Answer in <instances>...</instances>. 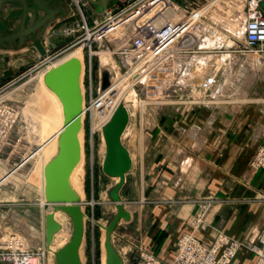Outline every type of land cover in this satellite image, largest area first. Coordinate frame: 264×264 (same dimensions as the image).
Instances as JSON below:
<instances>
[{"label":"rangeland","instance_id":"rangeland-1","mask_svg":"<svg viewBox=\"0 0 264 264\" xmlns=\"http://www.w3.org/2000/svg\"><path fill=\"white\" fill-rule=\"evenodd\" d=\"M246 1L172 0L175 9L165 11L162 10L163 7L156 9L150 23L162 25L167 22L169 31L162 36L166 43L172 41L170 44L174 50L193 49L192 47L195 48L197 45V49L200 48L197 52L195 50L191 51L192 53L188 52L189 56L185 54L186 61H190L195 55H206L212 59L201 79L193 78L187 83L182 80L181 74L176 73L179 79L175 73L171 75L158 94L155 93L156 98L154 95L153 100H148L147 92L136 86L128 71L126 73L122 70L118 71V60L111 57L109 52L101 53L102 48L96 43L91 45V51H89L88 42L83 40V31L76 26L82 24V17H84L86 25L93 29V23L103 20L104 15H100V8H97L94 14L90 13L88 6H83L82 2L75 4L73 0H62L70 7V14L67 19L52 24L44 34L45 43L56 47L53 53L57 48L60 51L57 54L52 53L51 60H46L44 65L35 67V58L27 56V53L0 51V103L15 112L11 129L0 149V208L7 212L10 229L21 230L30 226L31 236L38 241H44L41 223L45 214L52 211V207L40 206L43 198V178L40 169L55 154L56 138L64 123V116L59 98L45 85L43 79L50 63L59 66L70 58H75L80 63L79 86L83 102L80 116L82 119L81 160L73 171L74 180L72 178L70 180L80 197V205L86 216L85 234L81 246L83 264H104L102 245L104 229L102 227L107 226L112 219L115 206L110 203L108 196L103 198V195L108 189L114 187L116 181L105 177L101 170V157L104 150H102L100 126L110 117L114 111L113 107L118 104L127 105L130 112L128 128L122 143L134 157V168L140 171L142 161L146 160L150 153L156 155V161L163 158L162 171L170 172L168 168L171 166L175 168V178L171 184L164 181V183L155 182L147 186L143 185L142 180L139 179L140 181L131 185V188L124 189L121 201L127 210L133 212V220L130 223L122 221L112 239L122 264H137L140 260V249L152 253L160 261L156 253L158 246L165 238L164 234L157 235V246L152 248L146 246L144 236L150 229L168 226L170 223L167 222L165 225L160 220L167 216L170 220L176 217L181 207L184 216L188 215L184 225L193 230L183 234L192 233L204 243L214 240L218 232L226 235L222 232L223 228L218 226L220 215L229 216V214L237 213L242 217L253 205L264 209V190H256L252 185L246 184L260 172L250 168L256 150L248 160L242 180L240 177L237 181L231 182L230 186L216 185L212 183V177H210L213 170L209 163L218 164L221 158L213 150L216 139L205 131L210 120H216L214 127L221 126L226 122L227 115H237L245 105L262 106L264 109V53H260L258 57L241 56L239 53L241 38H235L239 37L241 32L239 21L244 16ZM141 7L146 8L147 5ZM90 9L93 11L92 8ZM192 12L197 13L185 17V13ZM134 19L137 18L134 17ZM181 19L187 20L182 26L178 24ZM197 19L199 20L193 29L191 25ZM119 22L124 23L125 17ZM115 25L116 23L110 25L106 32L109 34L107 38L110 41L114 39L116 41L119 35V31L112 32ZM66 29L74 32L66 35ZM202 49L213 51L212 54L199 52ZM125 55L133 54L125 52ZM142 55L140 50L134 58ZM177 55L182 56V54ZM161 57L166 63L173 58V55H161ZM104 58H109L114 64L113 70L111 69L109 89L121 96L117 104L115 103L116 106H113L114 98L113 101L108 100L105 104L108 105L107 107L100 104L103 103L109 89L100 96L97 93ZM188 61L186 64L189 63ZM157 63H153L149 69H152L154 64L157 66ZM147 64L144 62V65ZM212 69L216 85L221 87L223 84L225 86L229 84V91L241 85L247 80L245 79L247 76H253L254 82L250 83L245 99H238L236 95L225 107L221 106L219 109L206 107L207 101H215L210 99V95L204 94L203 90L206 86L202 87L201 82L206 79L205 77L211 73ZM165 73L162 70H153L147 83L159 85ZM178 82L184 86H179ZM199 85L203 92L199 90ZM111 91L108 93H112ZM220 99L217 100L219 103ZM239 100L243 102H237ZM238 104L240 106H237ZM193 129L201 131L200 136L203 137L202 139L197 135V138L201 140V146L196 149L193 148L196 142L188 139ZM177 151L181 153V156L176 154ZM186 158H190L197 165L195 169L188 168L183 174L182 164ZM173 186L175 190L172 191ZM238 187H245L250 195L235 196L233 193L238 194L236 191ZM54 218L61 225L50 246L53 251H56L69 240L72 224L70 219L62 213H54ZM193 220H199L205 226L204 231H208V240H203L196 234L200 226L193 228ZM173 223L171 226L176 227L177 224ZM225 225L227 222L222 227ZM233 240L243 245L233 264H245L241 262V253L244 250L249 251L250 237ZM36 241L32 240V243H29L26 240V245L32 246ZM52 263L54 264L53 259Z\"/></svg>","mask_w":264,"mask_h":264},{"label":"water","instance_id":"water-1","mask_svg":"<svg viewBox=\"0 0 264 264\" xmlns=\"http://www.w3.org/2000/svg\"><path fill=\"white\" fill-rule=\"evenodd\" d=\"M85 2L93 11L100 8L102 14L115 7L120 0H85ZM12 7H15L18 14L6 21V16L9 15ZM39 13L42 15L39 16ZM67 15L68 7L62 0H0V50H19L28 47L33 49L39 58L46 60V50L42 44L45 29L56 18ZM79 73L77 61L69 60L49 70L43 79L45 85L54 88L53 91L60 99L66 120L57 134L55 154L42 167L43 200L45 204L52 206V211L43 217L45 249H48L54 235L60 230L53 213L60 212L66 215L72 224V234L68 242L52 253L54 264H82L80 248L84 240L86 216L80 206L79 196L70 184L71 174L81 159ZM108 86V74L102 72L101 89H106ZM128 122V111L123 104H118L101 129L105 144L102 173L108 178L118 179L108 192L110 203L115 205L116 211L108 225L104 227V264H122L112 239L121 221L130 223L133 220L119 195L126 182V175L132 168L129 152L122 143Z\"/></svg>","mask_w":264,"mask_h":264},{"label":"built area","instance_id":"built-area-1","mask_svg":"<svg viewBox=\"0 0 264 264\" xmlns=\"http://www.w3.org/2000/svg\"><path fill=\"white\" fill-rule=\"evenodd\" d=\"M78 2H82L83 6H87L85 0H73V3L75 4ZM145 4L151 5L152 7L151 11L148 12L151 17L146 18V24H143L144 17L140 20L129 21V25L125 29V33L123 32V36L120 39H116L117 41L114 42V40L110 41L107 38L106 32L110 25L118 23L120 19L131 15L134 11ZM120 5L122 6L119 7ZM161 7H163L162 10L164 11L166 9H175L172 5V0H120L115 7L103 14V20L100 22L95 21L93 23V29H90L86 25L84 17H82V24L77 25L76 27L83 31V40L88 42L89 51H91V45L93 43L98 44L102 48L101 53L109 52L111 57H115L118 60V71L122 70L125 73L127 72L126 63L130 60V58L133 60L135 57L134 55L147 43L149 44V51L157 50V53L160 52L165 56L173 55L176 52L178 54H187V56H189V53L194 51L193 49L180 48L174 50L172 44H170L172 41L166 43L162 39L164 33L169 31L167 22L162 25H151L150 21L152 16H154V12L156 9ZM263 7L264 0H247L245 3V13L241 21H239L241 24V32L239 37H235L241 38L239 48L241 56L246 57L248 55H253L258 57L260 56V53H264ZM193 13L197 12L189 14L185 13V17L190 16ZM81 16H83L82 13ZM199 19L191 25L193 29ZM185 21L187 20L181 19L178 24H181L180 26H182ZM100 31L101 33H99ZM133 31L144 33L146 40L137 38L136 33ZM65 32L66 35H71L74 31L66 29ZM128 44L130 47H127ZM197 47L198 45L196 48ZM212 51L213 50L202 49L199 52H210V54H212ZM125 52L132 53L133 55L127 56L125 55ZM90 54L93 55L92 52H90ZM128 57L130 58L128 59ZM46 60L50 61L51 58H47ZM213 71L214 70L212 69L211 73L205 77L206 79L201 83L204 84H202V87L205 88L206 86V89L203 90L204 94L210 95V99L215 101H207L206 107L219 109L221 106L225 107L233 98L230 95L226 97V93H229V84L227 86L223 84L221 87L216 85V79ZM175 76L177 77L176 73ZM100 81L101 79H99V82ZM177 84L179 86H184L183 84H180V82ZM98 85L97 93L100 96L107 88L101 89V84L98 83ZM199 90L202 91L200 85ZM219 99L220 103L218 102ZM261 111L264 116V109H261ZM14 117L15 112L8 108L5 104L0 103V149L4 145L8 132L13 124ZM110 117L100 126L101 129L108 122ZM250 168L256 171H264V145L259 146L256 149V153L251 160ZM7 219V212L0 208V264H53V255L49 254L47 249H45L43 240L38 241L37 238L31 236L30 226L25 227V229L22 228L21 230H11ZM192 223L194 225L193 228H198L200 226L201 231L205 230V226L199 220H193ZM41 226L43 229V221ZM250 235L248 249L254 254V264H264V213L262 214L261 224L253 227ZM26 240L29 243H32V240L37 241L32 244V246H27ZM241 246L243 245L239 242L219 232L216 233L215 239L210 243L202 242L192 233L183 234L176 242L175 254L171 264H233ZM140 251V260L137 264H162L161 261H159L152 253L142 249H140Z\"/></svg>","mask_w":264,"mask_h":264},{"label":"crops","instance_id":"crops-1","mask_svg":"<svg viewBox=\"0 0 264 264\" xmlns=\"http://www.w3.org/2000/svg\"><path fill=\"white\" fill-rule=\"evenodd\" d=\"M67 7H68V15H69L70 7L68 5ZM89 10L90 13L94 14V11H92L90 8ZM15 13L17 14V12ZM103 14L104 13L100 15ZM68 15L63 18H56L53 22L49 23L45 29L44 34L47 32V30H49V27L52 24L67 19ZM10 17L11 14L7 15L6 21ZM44 40L45 37L43 35L42 44L44 49L46 50L48 58H51L53 54L55 53L57 54V52L60 51L59 48H57L55 53H53V49L55 50L56 47H54L51 44L45 43ZM0 51H2L3 53H7L10 51L27 53V56H33L35 58L37 64V65L35 64V67H38L40 64L45 62V60L38 57V55L33 49L28 47H25L21 50L19 49V50H8V51L0 50ZM162 78L160 79V81H163L165 79V77L164 79ZM248 105H252V104H248ZM248 105L243 106L242 110L238 111L237 115L235 116L227 115L226 122H224V124L222 123L221 126L214 127L216 120L215 119L210 120L208 123L207 130H205L208 131L207 133L212 135L213 139L214 138L216 139V146L215 149L213 150L216 153V155H218L221 158L218 164H215V162L209 163L210 168L213 170L210 177H212V181H213L212 183H216V185L222 184L223 186L225 185L230 186L231 182L235 180L237 181L238 178L241 177L240 179L242 180L243 178L242 175L247 167L250 156L257 149V147L264 145V116L261 111L262 106L249 107ZM212 127L214 129H212ZM195 128L199 129V127H195ZM200 132L201 131H198L197 135L203 139V137L200 136ZM194 135L195 134L193 133L189 135V138L188 137L187 138L189 140H194L195 138ZM200 144H201V140H197L193 148L195 149L199 148V146H201ZM176 154L181 156V153L179 151H177ZM155 158L156 155L150 153L147 156V159L142 161L140 171L134 168V162L132 163V168L130 172L126 175V182L119 192L120 199H122V193L124 189L126 187L129 188L133 184H136L139 179L142 180L143 185L146 184L147 186L153 185L155 182L164 183V181L165 182L167 181L169 182L167 184H171L173 182L175 178L174 166L168 168L170 172L162 171L161 168L163 165L162 164L163 158L160 159L159 161H156ZM190 161H191L190 158H186L184 163L182 164L183 174L187 172L188 168L191 167H193V169L196 168L197 164H194L192 161L191 162ZM186 165L189 167H187ZM246 184L252 185V187L256 190H261V191L264 190V172L262 171L258 172L252 179L246 182ZM171 188L172 191L175 190L174 186ZM110 190L111 188L107 190V192H109ZM236 191L238 192V194L233 193L235 194V196L250 195V192L245 187L244 188L238 187ZM190 197H191L190 200L192 201V195ZM190 210L192 212V208ZM263 213H264L263 208H260V206L258 205H253L247 209V211L245 212V214H243L242 217L237 215V213L229 214V216L220 215L219 216L220 223L218 224V226L220 228H223V230L221 229L222 232H224L228 236H230L229 233H233V235L230 236L233 239H244L245 237L249 238L251 236L250 234L252 227H256L261 224ZM186 218H188V215L184 216L183 208L181 207L180 212L179 214H177L176 217H173L170 220V218L167 216L164 217L163 220H160V222H163L165 225L167 224V222L170 223L168 226H165L164 228L161 227V228L150 229L149 231L146 232L144 236V241L146 242V246L151 248L157 246L156 244L157 235L161 233L164 234L165 238L163 239V242L160 243V246H158V252L156 253V256L160 259V261L163 264L172 263L175 254V242H177L179 237L185 232L193 231L191 227L187 226L186 224L184 225V220H186ZM173 221L175 223H173ZM225 222H227V225H225V227H222ZM172 223L177 224V226L176 227L171 226ZM231 228L232 230H229ZM196 234L199 237H201L203 240L204 239L208 240V231L197 230ZM254 261H255L254 254L251 253L250 251L244 250L241 253V262L245 264H254Z\"/></svg>","mask_w":264,"mask_h":264},{"label":"bare ground","instance_id":"bare-ground-1","mask_svg":"<svg viewBox=\"0 0 264 264\" xmlns=\"http://www.w3.org/2000/svg\"><path fill=\"white\" fill-rule=\"evenodd\" d=\"M144 6H146V4L144 5ZM151 9H152V7H151V5L149 6V5H147V7L145 8V7H141V8H139L138 10H136V11H134L131 15H129V16H126L125 17V22L124 23H120V22H118V23H116V25H115V27H113V29H112V32H118L119 33V35L117 36V38L116 39H120L122 36H123V32L125 33V29L127 28V26L129 25V21H136V20H140V19H142L143 17H144V20H143V24H146V22H147V19L146 18H149L150 17V15L148 14V12H150L151 11ZM193 14H195V13H193ZM39 16H40V13L38 14ZM137 15V16H136ZM133 16V17H132ZM134 17H136L137 19L135 20L134 19ZM133 18V19H132ZM160 25V24H159ZM143 29V28H142ZM135 33H136V37L137 38H141V39H144V40H146L145 39V35H144V33H142V32H140V33H138V31H134ZM107 34V33H106ZM165 34V33H164ZM109 34H107V36H108ZM166 35V34H165ZM113 36V35H112ZM116 36V35H115ZM174 40H175V38H173ZM117 41V40H116ZM114 42H115V39H114ZM148 43L141 49V54H143L142 56H139V57H136V58H133V60H132V58H130V60L126 63V65H127V71H128V73H129V75L132 77V79H133V81H134V83L136 84V86H138V88H140L142 91H146L147 92V95H148V97L147 98H149L148 100H153V97H154V95H155V93H156V95L158 94V92L162 89V87H163V85H164V83H166V81L170 78V76L171 75H173L174 73H179V74H181V78H182V80H184V81H187V83L188 82H190L191 81V79H193V78H200L201 76H203V75H205V73H206V71H207V69H208V67H209V64H210V62H211V59L212 58H208V56H200V55H195V56H193L192 58H191V60L190 61H188L189 63L188 64H186V60L184 59V58H186V56L185 55H177L176 56V54H178L177 52L175 53V54H173V58H171V59H169V60H167L166 61V63L165 62H163L162 60V57H161V53L159 52V53H157V50H154V51H149L148 50ZM127 47H130V45L128 44V46ZM193 48V50H195V52H197L199 49H197L196 47L194 48V47H192ZM120 50H122V49H120ZM122 52H124V51H122ZM46 55H47V53H46ZM163 56H165V55H163ZM251 56H253V55H251ZM212 57V56H211ZM48 58V57H47ZM46 58V59H47ZM154 58H157V59H154ZM129 59V58H128ZM69 60H76L75 58H70V59H67L65 62H63V63H66L67 61H69ZM186 62H185V61ZM46 61V60H45ZM77 61V63H78V65H79V69H80V63H79V61L78 60H76ZM144 62L147 64V65H144ZM158 62V63H157ZM161 62V63H160ZM185 62V63H184ZM62 63V64H63ZM153 63H157L156 65L157 66H155V64H154V69L152 68V69H149V68H151L150 66H153L152 64ZM61 64V65H62ZM61 65H59V66H61ZM113 63L110 61V59L109 58H104L103 60H102V68L100 69V79H101V74H102V72H106L108 75H109V79H110V86L109 87H107V89H109L110 87H111V69L113 68ZM59 66H55V65H53V64H51L50 63V66L48 67V72H49V70H51V69H53V68H57V67H59ZM113 70V69H112ZM153 70H162V71H164V72H166L165 73V79H164V77L162 78V79H164L163 81H159V85H153V84H148L147 83V81H148V79L151 77V75L153 74ZM47 72V73H48ZM79 75H80V73H79ZM120 79H121V77H120ZM201 79V78H200ZM245 79H247V80H245L243 83H241V85H239V86H235V87H233V90L232 91H229V93H226V97H228V95H230V96H236V97H238V99H240V98H243V99H245V94L247 93V90H248V88H249V85H250V83H253L254 82V77L252 76H247ZM122 82V81H121ZM161 82V83H160ZM163 82V83H162ZM100 84H101V81L99 82ZM78 84H79V79H78ZM245 85V86H244ZM47 86V85H46ZM244 86V87H243ZM50 89H51V87H49ZM115 88V87H114ZM119 88V87H118ZM106 89V90H107ZM52 91L54 90V88L53 89H51ZM111 91V89H109V91H107V95L104 97V99H103V103H100V104H102V105H105V104H107V102H108V100H112L113 101V98L115 99V101H114V104H113V106H116V102H118V98L119 97H121L119 94H117V93H115V92H112V93H108V92H110ZM121 91V90H120ZM157 91V92H156ZM54 92V91H53ZM105 92V91H104ZM103 92V93H104ZM55 93V92H54ZM56 94V93H55ZM79 95H80V104H81V112H80V116L82 115V110H83V107H82V95H81V91H80V86H79ZM156 95H155V98H156ZM56 96H57V94H56ZM58 97V96H57ZM59 98V97H58ZM60 100V99H59ZM243 102L242 100H239V101H237V102ZM116 103V104H115ZM112 105V104H111ZM241 105H242V103H241ZM106 106V105H105ZM104 106V107H105ZM108 106V105H107ZM106 106V107H107ZM118 106V105H117ZM116 106V107H117ZM127 106V105H126ZM125 105H124V107L126 108V110L128 111V109H127V107H126ZM237 106H240V104H238ZM110 108H111V106H109ZM116 107H113L114 109L116 108ZM109 108V109H110ZM109 111V110H108ZM129 113L130 112H128V115H129ZM111 114V113H110ZM103 117V116H102ZM81 118V117H80ZM129 118H130V116H129ZM63 120H64V123L63 124H65L66 123V120H65V116L63 117ZM82 120V119H81ZM129 123V122H128ZM63 126V125H62ZM127 128H128V125H127ZM126 128V129H127ZM126 131V130H125ZM199 130L197 129V130H194L191 134H195L194 136H195V138H194V140H195V142L197 141V140H200V139H198L197 138V132H198ZM124 135H125V132H124V134H123V136H122V139L124 138ZM79 140H80V135H79ZM81 146V145H80ZM102 150H104V153H102L103 154V157H101V166H102V162H103V159H104V155H105V144H104V140H103V138H102ZM144 151V148L142 149V152ZM197 151V150H196ZM129 152V151H128ZM129 155H130V158H131V161H132V163L134 162V157H133V155L132 154H130V152H129ZM81 160V159H80ZM191 162V161H190ZM80 163V162H79ZM37 166H38V164H37ZM78 166V165H77ZM76 166V167H77ZM187 166V165H186ZM43 167V166H42ZM187 167H189V166H187ZM36 168H38V167H36ZM185 168V167H184ZM41 171H42V168L40 169ZM39 170V171H40ZM35 171H36V173H37V169H35ZM74 171V170H73ZM73 173V172H72ZM34 176H36V175H34ZM74 178V173L73 174H71V177H70V180H72V179ZM113 179V178H112ZM74 180V179H73ZM115 181H116V183L118 182V179H114ZM42 184H43V181H42ZM70 184H71V181H70ZM72 186V185H71ZM43 188V187H42ZM73 188V187H72ZM74 189V188H73ZM43 190V189H42ZM109 190V189H108ZM76 192V191H75ZM42 193H43V191H42ZM77 193V192H76ZM78 194V193H77ZM79 196V195H78ZM108 196V192L106 191L105 193H104V195H103V198H105V197H107ZM79 199H80V197H79ZM108 199H109V197H108ZM110 201V200H109ZM45 205H47V204H45V202H44V200H43V198H42V200L40 201V206L41 207H44ZM114 205V204H113ZM50 206V205H49ZM81 206V205H80ZM115 206V205H114ZM52 207V206H51ZM126 209V208H125ZM127 210V209H126ZM116 211V210H115ZM131 215L133 214V212L132 211H129V210H127ZM48 213H50V211H48ZM55 213H57V212H55ZM60 213V212H59ZM47 214V213H46ZM53 218H54V213H53ZM133 218V217H132ZM54 220H55V218H54ZM42 221H43V219H42ZM56 221V220H55ZM57 222V221H56ZM122 222V221H121ZM120 222V223H121ZM58 223V222H57ZM125 223H127V222H125ZM59 225H60V223H58ZM103 229H104V227H102ZM60 229H61V225H60ZM42 234H43V229H42ZM41 234V235H42ZM57 234V233H56ZM55 234V235H56ZM54 235V236H55ZM53 240H54V237H53V239H52V241H51V243L49 244V246H48V249H47V251H48V253L49 254H51V255H53L52 253L54 252L51 248H50V246H51V244H52V242H53ZM68 242V241H67ZM66 242V243H67ZM103 242H104V237H103V239H102V245H103ZM65 243V244H66ZM64 244V245H65ZM45 247V246H44ZM103 251H104V248H103ZM52 259H53V257H52ZM80 259H81V263L83 264V261H82V258H81V248H80ZM104 262H105V253H104Z\"/></svg>","mask_w":264,"mask_h":264},{"label":"flooded vegetation","instance_id":"flooded-vegetation-1","mask_svg":"<svg viewBox=\"0 0 264 264\" xmlns=\"http://www.w3.org/2000/svg\"><path fill=\"white\" fill-rule=\"evenodd\" d=\"M10 10H11V11H10L9 15L11 14V17H12V16H15V15L18 14V13H17V14L15 13V12H16V11H15V7H12Z\"/></svg>","mask_w":264,"mask_h":264}]
</instances>
